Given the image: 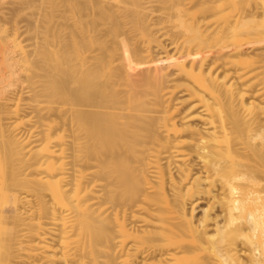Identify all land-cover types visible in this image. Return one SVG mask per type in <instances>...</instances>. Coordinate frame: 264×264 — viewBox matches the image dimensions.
<instances>
[{"label": "bare ground", "instance_id": "bare-ground-1", "mask_svg": "<svg viewBox=\"0 0 264 264\" xmlns=\"http://www.w3.org/2000/svg\"><path fill=\"white\" fill-rule=\"evenodd\" d=\"M1 1L0 264H264V0Z\"/></svg>", "mask_w": 264, "mask_h": 264}, {"label": "rangeland", "instance_id": "rangeland-1", "mask_svg": "<svg viewBox=\"0 0 264 264\" xmlns=\"http://www.w3.org/2000/svg\"><path fill=\"white\" fill-rule=\"evenodd\" d=\"M0 1H1V0H0ZM6 1H7V0H5L4 2H6ZM8 1H9V0H8ZM2 2H3V0L1 1V3H2ZM2 4H3L5 7L8 6V8H9V6H11V5L13 6V4L10 3V2H9V3L6 2L5 4H4V3H2ZM2 4H0V5L3 6ZM5 10H8V9H5ZM24 16H25V15H24ZM24 16H21V17H22V20H21V17H20V20H21V21H20V24H21V25L23 24V25L26 27V25H28V24H27V23H28V22H27L28 20H26V16H25V19H24V18H23ZM23 19H24V20H23ZM24 21H25V22H24ZM23 22H24V23H23ZM203 205H204V204H201V206L198 208V210H197L198 212L200 211V209H202L201 207H203ZM197 211H196V213H197Z\"/></svg>", "mask_w": 264, "mask_h": 264}]
</instances>
